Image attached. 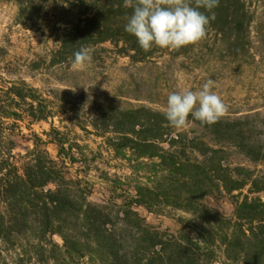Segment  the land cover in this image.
Listing matches in <instances>:
<instances>
[{
    "label": "trees",
    "instance_id": "trees-1",
    "mask_svg": "<svg viewBox=\"0 0 264 264\" xmlns=\"http://www.w3.org/2000/svg\"><path fill=\"white\" fill-rule=\"evenodd\" d=\"M15 1L20 23L54 24V67L109 42L137 63L189 57L210 36L221 37L234 62L253 48L247 0H220L201 41L149 51L125 31L133 9L124 0ZM69 104L0 74V264H264V111L211 125L190 115L188 130L170 126L166 109L145 105L88 104L86 120L70 125L65 114L77 112ZM40 122L51 123L46 138L33 128ZM78 127L103 137L126 168H102L104 152L80 143ZM19 139L31 143L25 154ZM214 196L232 199V217L208 204ZM141 208L178 226L153 225Z\"/></svg>",
    "mask_w": 264,
    "mask_h": 264
},
{
    "label": "rangeland",
    "instance_id": "rangeland-1",
    "mask_svg": "<svg viewBox=\"0 0 264 264\" xmlns=\"http://www.w3.org/2000/svg\"><path fill=\"white\" fill-rule=\"evenodd\" d=\"M255 13L253 48L241 61L229 59L221 37L204 39L189 57L158 55L147 62H134L129 56L119 54L112 43L92 49V61L83 68L71 64L51 65V56L57 46L59 34L53 23L40 21L37 27L22 24L18 20L20 6L15 0H0V74L8 80L24 79L42 92L72 102L68 108L76 109L64 120L73 125L86 120L85 106L110 105L118 108L149 106L165 110L169 93L181 90H197L208 80L217 82L214 89L228 105L223 116L241 115L264 111V0H247ZM46 2V0H44ZM51 0L47 4H50ZM74 122V123H73ZM59 123V121H57ZM45 137L51 123L40 122L33 126ZM192 125L186 129L193 130ZM25 132L30 133L27 125ZM90 131L95 130L93 126ZM80 143L90 150L104 152L99 156L102 168L111 166L113 172L126 168L105 151L104 138L77 128ZM194 135V134H193ZM17 152L25 154L30 142L19 139ZM260 166L259 168H263ZM96 174L93 178L96 179ZM210 206L232 217L235 205L230 197H209ZM149 223L166 228H176L178 223L165 216L139 209ZM179 217L190 219L187 213ZM56 240L62 243L57 236ZM222 264V263H219Z\"/></svg>",
    "mask_w": 264,
    "mask_h": 264
},
{
    "label": "clouds",
    "instance_id": "clouds-1",
    "mask_svg": "<svg viewBox=\"0 0 264 264\" xmlns=\"http://www.w3.org/2000/svg\"><path fill=\"white\" fill-rule=\"evenodd\" d=\"M220 0H124V7L133 9L125 31L134 35L139 46L149 51L160 48L179 49L195 44L207 35L214 9ZM203 9L204 11H202ZM211 13V15H209ZM92 50L81 47L74 53L73 68H83L92 61ZM217 82L208 79L197 90L169 93L164 113L170 126L186 128L189 116L203 124L216 123L227 111L228 105L214 89Z\"/></svg>",
    "mask_w": 264,
    "mask_h": 264
}]
</instances>
